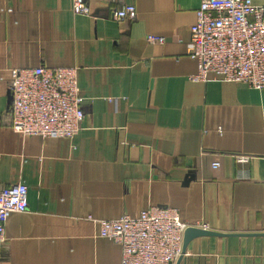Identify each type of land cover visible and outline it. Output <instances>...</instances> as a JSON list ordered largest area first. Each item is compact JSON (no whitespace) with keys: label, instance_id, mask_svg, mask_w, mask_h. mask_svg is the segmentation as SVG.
I'll use <instances>...</instances> for the list:
<instances>
[{"label":"crops","instance_id":"obj_1","mask_svg":"<svg viewBox=\"0 0 264 264\" xmlns=\"http://www.w3.org/2000/svg\"><path fill=\"white\" fill-rule=\"evenodd\" d=\"M201 1L85 0L81 16L71 0H0V190L24 184L28 203L7 219L0 264H120L91 220L149 207L221 234L191 240L173 264H264V90L190 81ZM124 4L135 20L114 21ZM37 67L76 68L74 138L12 130L10 71Z\"/></svg>","mask_w":264,"mask_h":264},{"label":"built area","instance_id":"obj_2","mask_svg":"<svg viewBox=\"0 0 264 264\" xmlns=\"http://www.w3.org/2000/svg\"><path fill=\"white\" fill-rule=\"evenodd\" d=\"M74 15L88 16L85 0H71ZM11 12V10H7ZM116 22L133 21L136 10L124 4L113 9ZM148 43L163 45L165 39L148 35ZM187 56L197 62L192 82L205 83L210 77L264 90V4L252 0H202L190 28ZM76 68L13 69L9 90L12 96V130L22 136L72 139L84 119L83 98ZM237 164L250 157L234 156ZM220 167L218 161L211 164ZM27 187L5 186L0 190V258L5 226L12 213L27 211ZM98 224L100 238L118 244L120 264H173L182 253L187 228L206 230L203 223H184L176 209L149 207L138 215L115 220H91Z\"/></svg>","mask_w":264,"mask_h":264},{"label":"water","instance_id":"obj_3","mask_svg":"<svg viewBox=\"0 0 264 264\" xmlns=\"http://www.w3.org/2000/svg\"><path fill=\"white\" fill-rule=\"evenodd\" d=\"M210 236H221V234L199 228H193V227L187 228L183 234L182 253L181 256L178 258V262L182 260V256L185 253L186 247L191 240L199 237H210Z\"/></svg>","mask_w":264,"mask_h":264}]
</instances>
